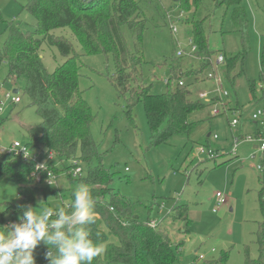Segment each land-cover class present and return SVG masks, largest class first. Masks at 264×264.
<instances>
[{
	"label": "rangeland",
	"instance_id": "1",
	"mask_svg": "<svg viewBox=\"0 0 264 264\" xmlns=\"http://www.w3.org/2000/svg\"><path fill=\"white\" fill-rule=\"evenodd\" d=\"M26 0H0V47L5 39V27L12 24L22 33L33 31V18L24 10ZM164 11L165 26H148L141 37L143 63L140 66L143 83L151 86L153 94L165 92L173 63L178 74L182 71V83L186 84L193 101L205 107L188 117L194 124L189 136L172 137L166 144L152 146L144 107L138 103L131 110V119L125 113V99L118 96L109 76L114 71L113 57L102 53L86 55L71 31L55 29L51 35L69 41L75 51L78 70V91L93 117L91 136L103 153V166L112 174L111 188L126 199L132 212L141 222L157 225L171 211L175 204L186 208L192 230L180 232L181 224L170 219L164 224L175 245L179 243L177 264H201L203 261L218 260L227 253V264H244L245 254L257 257L255 233L262 215L258 203L261 184L260 152L257 132L259 125L251 120L256 110L264 109V97L260 98V77L264 74V0H243L247 13L248 29L243 33L244 49L240 34L232 31L229 9L215 8L212 0H203L200 18H206L208 49L211 51V65L200 74L199 60L194 57L176 59L179 47L188 50L190 29L178 21L179 9L172 0H156ZM153 9L146 15L151 16ZM188 14L185 15L187 17ZM169 18V19H168ZM177 28L173 34L170 27ZM179 46V47H178ZM228 77L225 64L214 66L219 55L239 56ZM48 73H52L66 58L55 47L43 43L38 52ZM214 75L222 85L220 100L210 104L217 95ZM8 67L0 66V146L14 141L27 142L25 129L41 122L27 96L22 90L26 79L8 77ZM177 75V74H176ZM192 75H198L195 81ZM177 80L171 82L175 88ZM250 82L255 85L256 98L252 97ZM14 91L17 94H14ZM206 93L208 98L200 99ZM5 94L17 95L20 102L9 103ZM219 111L216 116L213 110ZM236 119L238 124L232 126ZM208 135V136H207ZM216 136V138H214ZM237 141V145H235ZM198 146L214 152V158L197 154ZM53 165H60L53 162ZM69 165L68 161L64 162ZM85 173V167L80 163ZM127 169V170H126ZM65 174L57 175L52 185L39 184L34 201L36 207L57 209L69 204V191L76 188ZM221 193L227 200L217 212L215 194ZM22 204L19 187L8 178L0 181V212L8 205ZM20 215L8 212L7 219L15 222ZM109 242L117 243L115 238ZM104 245V244H103ZM50 246V245H49ZM49 246H47L49 248ZM41 243L34 251L35 264H43L41 252L47 250ZM105 247V245H104ZM104 253V252H103ZM103 253L101 256H103ZM202 255L203 259L199 260ZM223 264V263H218Z\"/></svg>",
	"mask_w": 264,
	"mask_h": 264
},
{
	"label": "trees",
	"instance_id": "2",
	"mask_svg": "<svg viewBox=\"0 0 264 264\" xmlns=\"http://www.w3.org/2000/svg\"><path fill=\"white\" fill-rule=\"evenodd\" d=\"M212 1L215 8L224 6L225 14L229 9L231 29L240 34L244 49L243 33L248 29V18L243 0ZM202 3L203 0H178L176 3L179 13L188 14L182 24L190 29L189 37L197 47L195 56L199 58L200 74L212 64L206 18H200ZM23 8L33 18V31L22 33L12 24L5 27L0 66L3 63L7 65L8 77L26 79L22 94L29 98L30 105L41 120L37 125L26 127V146L34 153L50 152L60 165L56 167L49 163L46 171H37L41 181L46 179V173L55 176L65 174L70 184L77 186L83 183L89 187L94 199L95 222L86 227L94 242L105 245L103 256L99 255L93 264H177L180 245L174 244L163 224L167 219L173 224L179 222L182 226L179 231L189 234L192 227L186 208L175 204L161 222L150 227V222L139 221L130 203L110 187L112 174L103 166L104 154L98 151L89 129L93 117L78 91L76 53L69 41L50 34L52 30L67 28L84 54L102 53L113 57L114 71L109 81L116 94L125 99V113L130 119L131 110L138 103L143 105L150 143L157 146L166 144L174 136H189L196 123H190L188 117L205 107L204 103L191 99L187 85L179 79L182 71L176 73L173 63L169 68L170 77L165 92L153 94L151 86L143 83L140 72L143 63L142 33L148 26H165L164 11L156 0H26ZM149 9L154 11L151 16L146 15ZM43 43L55 47L66 58L52 73L46 71L38 54ZM238 55H222L226 76L235 60L242 57L240 52ZM192 76L196 81L198 75ZM260 79L264 81V74L261 73ZM173 80H177L175 88L170 86ZM249 87L252 97L258 99L254 83L250 82ZM259 93L260 100L264 97V88ZM65 161L69 162L68 166L64 165ZM73 161L84 165L83 175L72 177ZM260 166L263 169L258 177L261 184L258 203L262 222L255 233L257 257L247 252L244 264H264V151L260 154ZM34 172L35 166L31 162L0 153V181L8 178L17 184L22 200L19 206L8 205L0 212V227L13 220L7 219L8 212L21 216L26 206L34 201L39 185L32 176ZM74 189L69 191L68 208L62 206L66 212L71 211ZM110 238H115L117 243L109 242ZM49 249L56 255L54 247L49 246ZM46 251L40 253L43 264H48L44 258ZM218 263L227 264V253H223L218 260L203 261L201 264Z\"/></svg>",
	"mask_w": 264,
	"mask_h": 264
},
{
	"label": "clouds",
	"instance_id": "3",
	"mask_svg": "<svg viewBox=\"0 0 264 264\" xmlns=\"http://www.w3.org/2000/svg\"><path fill=\"white\" fill-rule=\"evenodd\" d=\"M71 211L63 207L26 206L18 222L0 227V264H35L34 251L38 245L47 247L48 264H93L105 251L102 242H94L87 225L94 220V199L86 184L73 190ZM55 212V219H52Z\"/></svg>",
	"mask_w": 264,
	"mask_h": 264
},
{
	"label": "built area",
	"instance_id": "4",
	"mask_svg": "<svg viewBox=\"0 0 264 264\" xmlns=\"http://www.w3.org/2000/svg\"><path fill=\"white\" fill-rule=\"evenodd\" d=\"M185 18V13L181 12L179 13L178 21H182ZM169 19V18H168ZM170 30L173 34H177V28L175 26L170 27ZM188 44V50L185 51L181 49L179 46V49L176 51L175 56L177 58H183V57H194L195 59H198L195 56V53L197 52V47L193 44L191 38H188L187 40ZM224 64V57L222 55H219L216 59V62L214 66H219ZM208 79H215V82L217 83V89L214 97H212L209 100L210 104H216L217 101L220 100V94L223 96H226V92L222 91V85L219 79L215 78V76L210 74L208 76ZM181 84V83H180ZM264 88V86H261L260 89ZM4 98L11 104H17L20 102V98L17 95H11V94H5ZM200 99H206L208 98V95L206 93L199 94ZM3 111V103L0 102V113ZM219 114V111L213 110L212 115L216 116ZM251 120L254 121L256 124L259 125L258 129V143L259 146L256 147L260 154L264 151V109L256 110L251 115ZM238 124V121L234 119L231 123L232 126H235ZM216 138V136H214ZM235 145H237V141H235ZM0 153L11 155L13 157L20 158L24 162H31L35 166V172L33 173V177L38 184H46L47 186L52 185L53 181L55 180L56 176L51 173H46V179L41 181L40 175L37 171H46L48 169V164L54 162V157L50 152H32L30 149L26 146V144H21L20 142L14 141L8 146H0ZM197 154L199 155H207L209 158H214V152L210 149H206L205 147L198 146L197 148ZM73 164L75 165V168L72 171V177L75 178L83 173V168L80 166V163L78 161H73ZM263 168L259 165L257 166V170L260 172ZM127 170V169H126ZM227 203L226 198L221 193L215 194V206L212 210L213 213L217 212L221 207L225 206ZM65 208H68V205L65 206ZM52 219H55V212L52 217ZM15 222L14 220H10L7 222V225ZM155 225L153 223H150V227H154ZM199 260L203 259V256L200 255Z\"/></svg>",
	"mask_w": 264,
	"mask_h": 264
},
{
	"label": "water",
	"instance_id": "5",
	"mask_svg": "<svg viewBox=\"0 0 264 264\" xmlns=\"http://www.w3.org/2000/svg\"><path fill=\"white\" fill-rule=\"evenodd\" d=\"M172 2H173V3H177V2H178V0H172ZM14 94H17V92H16V91H14Z\"/></svg>",
	"mask_w": 264,
	"mask_h": 264
},
{
	"label": "crops",
	"instance_id": "6",
	"mask_svg": "<svg viewBox=\"0 0 264 264\" xmlns=\"http://www.w3.org/2000/svg\"><path fill=\"white\" fill-rule=\"evenodd\" d=\"M208 136V135H207ZM254 149H256V147L254 146Z\"/></svg>",
	"mask_w": 264,
	"mask_h": 264
}]
</instances>
